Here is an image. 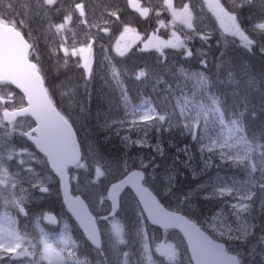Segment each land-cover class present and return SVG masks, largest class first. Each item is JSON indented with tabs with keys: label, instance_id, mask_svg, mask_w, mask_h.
Instances as JSON below:
<instances>
[{
	"label": "rangeland",
	"instance_id": "rangeland-1",
	"mask_svg": "<svg viewBox=\"0 0 264 264\" xmlns=\"http://www.w3.org/2000/svg\"><path fill=\"white\" fill-rule=\"evenodd\" d=\"M236 1L237 0H219L220 4L226 11H230V5L235 6V11L233 14L241 18L243 24L240 22L239 23L245 29H250L256 21L264 19V0H249L247 11L252 7L253 12L250 13L251 16L249 18L245 19H243L244 17L240 12L237 14L239 7ZM27 2L30 12L29 16L26 18L28 27H26L24 30L31 36V39H29L31 42L36 43L39 37H44L45 39H48V41L54 42L56 45H58L60 42H64L67 46H69V48H71L72 45H75L77 48H79L85 41L86 37L91 36L94 40L95 48L97 45V49L101 52L98 63L118 61L121 55H119L116 51L117 40L120 41L121 46H123L126 42L131 44L130 47L123 49L124 53L137 46L136 48L140 50L154 51L156 52L155 54H157L159 51H162L164 47L161 45L160 50H157L156 45L160 44V41L171 40L173 43H175L177 42L178 37L180 41L184 42V47L172 48L167 46L169 47V53H174V57H177L178 60H181L187 68L192 63L188 61L189 59H192V56L187 57L184 53L185 51H193V47L195 46L197 51H201V54L197 52V58L199 60H205V55L210 57L212 61H209L212 63V66H215L212 69V73L218 75L222 74L224 71V67L221 63L224 62L223 56H226L228 53L227 50L231 47L236 48L243 46L238 36H233L231 33L225 32L220 27V22L217 20L216 15H214L212 7H209V5L214 7L215 0H208V4H205L204 0H173V5L178 10L182 9L184 3H189L191 10L190 20L186 17L176 19L172 16L170 11L161 10L163 7V0H139V2L144 6L152 9V12L148 17L140 16V14L135 9L128 6L127 0H83L87 6L86 17L78 19L77 17L79 16V13H76L72 20H70L66 25L65 31L60 35H54V30L53 32H50L48 30V22L42 19L40 15H34V13L39 10V0H27ZM76 2H80V0H62L63 5L74 6ZM119 4L121 6L118 7ZM13 9H20V3L14 4ZM124 10L134 12L139 17V19H141L143 25L142 29H136L135 27L137 26L133 27L131 24H126V22H124L118 28L119 32L116 33L117 35H115L112 30H110L109 34H103L97 31L98 28L105 26V20H108L109 25L112 23L113 18L116 19L115 17L109 19V12L118 11L120 15L124 12ZM157 10H160L159 20L164 21L163 26H161L158 22L156 15ZM0 11H7V9L4 8L3 0H0ZM200 12L203 13V21L202 17H198ZM9 14L11 15V13ZM17 19H19V17H17ZM57 22H60V20H57ZM117 22L118 21L116 20V24ZM188 22L193 24L191 29L187 27ZM125 25H127L130 29H134L135 32H128L124 35V37H121V33L124 31ZM195 26L196 29L198 28L208 32L206 34L207 36L210 35L208 42L201 40L195 35ZM136 33H139V39H133ZM173 33H175V36H173ZM148 36H152V40L149 44V47L145 48V42H147ZM258 37L260 39L259 50L261 51V48L264 47V34L258 35ZM218 45L220 46L219 49H217ZM262 53H264V51H262ZM35 57L39 59L37 54H35ZM71 58L77 62L76 57ZM90 59L92 68V63L95 62L94 48L92 50ZM199 60L196 61L197 65L201 68H206V62L204 65H201ZM69 64L70 62L68 57L64 55V65L69 66ZM171 64L174 65V60L171 61ZM240 64L243 65L244 62L241 60ZM77 65H80L85 78L91 75V72H88L84 69L83 61H80L77 63ZM179 70L180 71H177V73L183 72V68L180 67ZM203 70L204 69H200L199 71L205 76ZM195 72L198 73L197 71ZM195 72L190 73L193 74L191 77L194 78L193 82L208 84L207 78L206 82L199 81ZM111 77L113 78V76ZM110 81H113V79ZM8 90L9 89L7 87H0V95H6ZM202 92L203 97H205L207 92ZM119 98L120 97H118L117 100ZM191 101L195 102L193 99H191ZM16 102L18 104L19 95L16 96ZM124 103L127 104V100H125ZM117 104H120V102L116 101V105ZM185 106L187 107L186 109H183V106L179 109L181 114L184 113L193 116V112L197 113V116H193L196 118L195 120H185L186 122L198 125V123H201V117L203 116V123L205 124L206 128L207 124L217 123L216 127H218V129L215 131V135H207L204 142L207 152H209V149L216 150L213 152V154H215L213 159L214 165L212 166L213 170H210V167H207V171L209 172H206L207 174H205V179L208 181L205 185V190H210L207 192L215 195V197H221L224 203H227V209L235 212L232 208V205L238 203V198L229 195L228 193H225L224 196H220L218 192L214 194V185L219 187L223 181L231 182L232 180H235L244 190H246L251 186L253 181H260L261 177L259 173L254 174V176L247 175L242 163L224 164L219 160V144L233 145L234 147L231 149V151L234 156L238 154L243 155V150L241 148L239 152L237 151L234 139L235 134L233 132L235 125L231 123V120L228 121L227 119L226 121L222 118L220 113L221 106H219V101L217 99H212V101H209L206 104L194 106L198 108V111H195L190 106H187V104H185ZM128 108L129 112H125L123 117H114V119L105 122V124L101 123V129L99 132H103L104 135H100V138L103 137V141H105L104 144H106V142L109 140H112V146H107L108 150L106 151L110 152V156L116 155L114 157L116 162L119 163V167L111 164L110 168H108V170L110 169V175L106 174V176L101 177L98 181H96L94 167L96 165V161L100 160H96L92 152L86 134V126H80V140L85 154L87 155L85 158V163H81L87 164L88 167L76 168L72 177H77L78 179H72V185L76 192L86 197L90 206L97 213L104 214L108 212L110 204L106 198V188H108L110 184L117 183L119 180L124 178V175H122L117 180H113L111 182L112 178L115 177V174L121 173L122 161L125 159L128 160L129 165H133L131 168L132 171L140 170L145 172L146 180L148 181L146 184L154 189L159 196L168 197V195L171 193V187L174 186V170L170 166L164 167L157 161L152 162L144 155L136 157V153L131 154V150L133 149L132 147L134 145L126 148L125 143L122 142V138L124 136H128L131 141H135L143 138L145 132H151L152 125L149 123L148 126L145 127V122L142 121L140 117L146 113L155 117V113L149 112L146 101H141L140 103L134 104L133 106L130 104ZM67 110L70 112L68 106ZM71 115L73 114L71 113ZM74 119L75 124L79 126L78 120L76 118ZM118 120H124L126 122L119 124L116 123ZM21 124L24 125L26 129L27 121H19L17 125L18 129ZM241 125H243L245 128L244 135L248 138L250 144L252 142H255L256 144H264L259 141V136L250 135L246 132L247 127L244 125V123ZM152 133L156 135V133ZM106 135H108L107 140V137H105ZM209 138H211V140H218L219 144L213 145ZM9 139L16 145L17 151H19L21 147H27L30 153H35V157L31 155L17 156L13 161H10L9 165H6V167H10L12 171L20 172L21 175H24L23 169L26 170L27 168L31 167L37 172L39 177L44 178L49 175L51 177L48 179L47 184L45 185L50 189L48 193H41L38 189L29 190V185L27 183L22 185V187L27 190L24 194L26 197V207H30L44 199H48V204H55L53 207L48 208L47 210L44 209V211H42L49 212L51 214L50 218L48 219L43 218L41 215L42 212L33 213L35 210H31L30 213L28 208V215L18 214L17 217V212L7 202V195L0 193V229H12L16 231L26 239V246L33 244L36 245L37 249L39 250L41 264H49L50 260L58 261L59 264H63L65 260L68 261V264H77V261L79 264H189L188 255L185 251V245L182 239L174 234L172 235L165 232H157L148 223L147 231L149 234L150 243L147 251L144 250L141 236L138 233L139 221L137 217L135 198L130 192H126L125 195H121L120 197V202L122 204L119 213L120 215L117 216L115 220L107 221L102 225L101 230L104 240V250L100 252L92 251L87 258H80L79 255L78 257H75L77 253L74 251L73 246L76 244L75 242H79V238L69 216L57 203V179L47 168L46 164L39 159L42 156L34 150L31 144L27 142L24 137L19 135V131L13 137H9ZM147 141L148 144L146 146L135 145L137 146L136 152H141L142 147L144 150H148L149 152H155L154 147H152L156 145L155 141L153 142L149 139H147ZM260 151L261 149L255 148L252 155L256 156L258 159H264V157H259ZM125 153H127V156L124 155ZM156 154L158 155L159 153ZM21 159L26 161L23 166L19 164ZM141 161H143L146 165L144 169L140 167ZM217 165H219L218 168L214 169ZM119 168L120 171H117ZM216 175L219 176V180L211 184L212 177H215ZM25 178L28 179L29 177L26 176ZM28 196H30L31 199H27ZM101 196L105 197L103 203L100 202ZM262 199H264V195L257 191L255 200L258 201L257 204L259 206H263L260 203ZM168 200L173 202L171 197H169ZM172 207L174 209V205H172ZM236 211H239V209ZM242 213L244 212H241L240 214ZM69 236L70 239L68 241ZM46 244L48 245L47 249L45 248ZM157 248H159V251H157ZM70 249L75 253L73 256L68 255ZM125 253H127V255H125ZM261 257L262 259L260 262L261 264H264V252ZM249 260L252 261L251 258H249Z\"/></svg>",
	"mask_w": 264,
	"mask_h": 264
},
{
	"label": "snow or ice",
	"instance_id": "snow-or-ice-1",
	"mask_svg": "<svg viewBox=\"0 0 264 264\" xmlns=\"http://www.w3.org/2000/svg\"><path fill=\"white\" fill-rule=\"evenodd\" d=\"M15 2L16 0H3L4 8L7 11H0V22H3L8 29L4 46L6 74L3 78H0V87H7L9 89L6 95H0V193L7 195L8 204L17 214L28 215L27 204L25 202L26 197L24 195L27 190L22 185L27 183L29 190L38 189L41 193H48L50 191L45 186L48 179L51 178L50 175L41 178L31 167L26 170L23 169L24 175H21L20 172L12 171L10 167H6L17 156L31 155L35 157V153H30L27 147H21L17 151L16 145L9 139V137H13L19 131L20 136L26 138L40 153H43V156L39 159L46 164L50 172H54L59 177L61 189L65 193V203H67L72 215L75 216L79 228L83 229L84 235L97 248L100 247L98 240L101 236V230L98 225L101 222L115 220L120 215L122 204L119 197L122 195L123 190L130 186L134 192L137 209L139 221L138 233L141 236L145 251H147L150 243L147 222L160 224L165 228L173 225L180 228L184 233L183 239L187 242L185 251L186 253H190L188 257L189 264H239L237 257L231 255V252L228 251L225 244L217 243L213 236L207 234V230L203 229L204 222H192L186 219L185 216L178 215V209L177 211H169L164 207L157 198V195H153V190L149 191L148 188L143 187V184L148 183L145 172L132 171L131 168L133 165H129L127 159L122 161L120 173L124 175V179L119 180L117 183H112L110 188H106L107 199L111 201V212L109 215L102 217L93 216L92 212L89 211V206L81 200L80 196L72 199L68 198L65 179H78L77 177H68L69 165H75L78 168H87L88 165L81 163L85 159V156L82 154L81 146L77 142L76 133L73 130L72 124L69 123V119L54 104L50 90L45 86L46 78L42 68L38 63V59L34 56V52H36L35 46L33 43H29L31 36L24 30L28 27L26 22V18L30 12L28 2L27 0H19L20 9H13V3ZM248 2L249 0H241L242 4ZM204 3L208 4V0H204ZM127 4L129 7L135 9L142 17H148L152 12V9L144 6L139 0H127ZM86 7L83 0L76 2L74 6L63 5L62 0H39V10L34 15H40L42 19L48 22V30L50 32L54 30V35H60L65 31L66 25L76 13H79L78 19L86 17ZM209 7H212L214 15H216L217 20L220 22V27L225 32L231 33L233 36H238L243 46L248 50H251L257 43L256 39L249 35V31L256 35L264 34V19L256 21L250 29H245L239 23L233 11H226L219 0H215L214 7L212 5H209ZM161 10L170 11L176 19L186 17L190 20L191 18L189 3H184L182 9L178 10L174 7L173 0H163ZM156 15L159 24L163 26L164 21L159 20L160 10H157ZM113 17L117 21L120 19L118 11L108 13L109 19ZM57 20H60V22H57ZM187 27L191 29L193 24L188 22ZM97 31L103 34H109L110 28L108 26V20H105V26L98 28ZM195 31L201 40L207 42L208 36L206 34L201 35L198 30ZM128 32H135V30L125 25L121 37H124ZM26 36H28V39H26ZM173 36H175V33H173ZM133 39H139V33H136ZM151 40L152 36H148L147 42H145V48L149 47ZM161 45L172 48H183L184 42L180 41L178 37L175 43L171 40L160 41V44L156 45L157 50H160ZM130 46L131 44L127 42L121 46L120 41L117 40L116 51L119 55L123 56V49ZM94 47V40L89 36L86 37L79 48L75 45L69 48L64 42H60L56 47V52H62L69 58L76 57L77 63L83 61L84 69L91 72L90 57ZM261 51H264V47L261 48ZM184 54L187 57L193 55L191 51H185ZM34 59L36 62H33ZM200 63L204 65L205 60L201 59ZM136 75L137 78H141L145 73L141 70ZM196 76L199 81L206 82V77L202 73L198 72ZM12 86L15 87L13 88ZM17 89L19 93H17ZM17 95H19L18 104L16 102ZM149 112L156 113L155 117L146 113L140 119L145 122V127L150 123L157 133H162L164 131L163 124L159 122L169 123L165 115L159 114L156 109H149ZM182 115L186 121L196 119L188 114L182 113ZM21 120L27 121L26 129L22 124L18 129V121ZM125 122L124 120L116 121L119 124ZM231 123L235 125L233 128L235 146L238 152L242 148L243 155L238 154L234 156L231 151L234 147L233 145L219 144L218 140H211L209 138L213 145L219 144V160L224 164L242 163L247 175L254 176V174L259 173L261 179L258 182L253 181L251 186L246 190L235 180L231 182L223 181L219 187L214 185L213 191L214 194L218 192L220 196L228 193L238 198V203L232 205V208L236 212L239 227L236 228L235 235L229 229L227 236L228 240H243L252 233L251 230L255 225L246 217H241L240 213L247 212L250 214L252 202L255 200L257 191L264 195V159H258L252 155L255 148H259L261 149L259 157H264V144H256L255 142L250 144L248 138L244 135V126L239 124V121H231ZM184 129L193 136L197 143L202 144L204 135L195 124L187 123L184 125ZM207 130L205 127V131ZM145 136H147V132H145ZM122 142L125 143L126 148L132 145L146 146L148 144L145 138L131 141L128 136H124ZM159 143V137H157V143L152 147H154L156 153L163 154ZM185 151L187 152L186 149ZM124 155L127 156V153ZM214 156L215 154L209 149V156L204 160L205 169L211 166ZM25 163L26 161L23 159L19 161V164L22 166ZM140 167L143 169L146 167L143 161H141ZM103 168L104 164L101 158V162H96L94 167L96 181L106 176L107 173L102 170ZM205 169H202V171ZM26 176L29 178L26 179ZM27 199H31V197L28 196ZM104 199L105 197L101 196L100 202L103 203ZM260 203L264 204V199ZM237 209L239 211H236ZM41 215L44 219H48L51 216L49 212H42ZM198 224L200 225L199 227L197 226ZM224 235L225 233L223 231L220 232L221 238ZM26 244V239L16 231L12 229H0V264H14V262L15 264H41L39 250L36 245L26 246ZM47 247L48 245L46 244L45 248L47 249ZM157 251H159V248H157ZM74 254V251L70 249L68 255L73 256ZM49 264H59V262L50 260ZM63 264H68V261L65 260ZM77 264H79L78 261Z\"/></svg>",
	"mask_w": 264,
	"mask_h": 264
},
{
	"label": "trees",
	"instance_id": "trees-1",
	"mask_svg": "<svg viewBox=\"0 0 264 264\" xmlns=\"http://www.w3.org/2000/svg\"><path fill=\"white\" fill-rule=\"evenodd\" d=\"M16 3H20L19 0H16L14 4ZM236 3L243 19L249 18L250 13L253 12L252 7L247 11L248 3L242 4L241 0H237ZM119 6L121 5L119 4ZM124 22L131 23L132 26L135 24L140 29L143 26L141 19L134 12L124 10L120 14L117 24L116 19L113 18L110 28L114 33H117L119 32L118 28ZM207 33L200 29L201 35ZM250 33L251 36H255V33L251 31ZM196 36L200 38V36ZM209 38L210 35H208ZM35 44L40 58V66L46 78V87L49 88L54 103L66 117L71 119L79 136L80 128L86 126V134L92 152L96 160H100L96 162H101L102 158L104 164L102 170L110 175V169L108 170L110 165L114 164L119 167V163L114 157L116 155L110 156V152L106 151L108 147L112 146V140L104 144L103 137L100 138V135H104L103 132H99L101 123L105 124L114 117H123L125 112H129L130 104L133 106L141 101H146L148 108L156 109L159 114L165 115L169 122H161L164 128L162 133H157L152 126L151 132L147 131V136L144 134L143 137L155 141V144L159 137V147L163 154L157 155L156 152H149L143 147L141 152H136L137 146L135 145L132 147L131 154L136 153V157L144 155L152 162L157 161L164 167L170 166L174 170V186L171 187L168 197H161L154 189L152 190L167 208L173 209L172 205H174L175 210L178 209L179 212L195 222H204L203 229L207 230V233L216 240L225 243L230 251L236 252L241 258V264H261V256L264 252V239H262L264 238V204L259 206L258 201L254 200L250 214L247 212L240 214L241 217H246L255 225L251 230L252 233L243 240H228L229 229L235 235V230L239 227L236 212L227 209V203H224L221 197H215L207 192L210 190H205V185L208 182L205 179V174L209 171L207 168L205 169L204 160L208 158L209 152H207L204 142L207 135H215V131L218 129L217 123H206L208 130L205 131L206 126L202 116L201 123L195 125L203 133L204 139L202 144L197 143L193 136L184 129V125L188 122L183 119L179 111L182 106L183 109L187 108L185 104L198 111V108L194 106L217 99L224 120H237L239 124L244 123L247 127L246 132L259 136V141L264 143V55L259 50L260 47L254 45L251 50L233 47L228 49L226 56H223L224 62L221 63L224 71L218 75L212 73L215 66H212L210 62L212 60L206 55V68L197 65L196 61L199 60L197 52L201 54V51H197L195 46L192 51V59L188 60L192 63L187 68L181 60L174 57V53H169L168 48L157 54L154 51L131 49L118 61L97 62L92 69L91 76L85 78L80 65H77V62L72 58L68 57L69 66L64 65V55L62 52H56L57 45L54 42L39 37ZM219 47L218 45L217 49ZM173 60L174 65L171 64ZM241 60L244 62L243 65L240 64ZM180 67L183 68V72L177 73L180 71ZM200 69H204L203 73L208 79V84L193 82L194 78H191L193 74L190 73L195 71L200 73ZM141 70L145 75L137 78L136 74ZM111 79L113 81H110ZM202 91L207 92L205 97H203ZM118 97L120 98L117 100ZM191 99L195 102H192ZM125 100H127V104L124 103ZM116 101L120 104L116 105ZM67 106L70 112H68ZM193 114V116H197L196 112ZM74 118L78 120L79 126L75 124ZM105 137L107 140L108 135ZM215 151L212 150V153ZM213 165L214 162L211 164L210 170ZM218 166L214 169H217ZM202 169L205 170L202 171ZM117 171H120V168ZM121 176L120 173L115 174L111 182ZM218 180L219 176L212 177L211 184ZM169 197L174 203L168 200ZM47 201L48 199H44L27 208L29 212L35 210L33 213H40L55 205L48 204ZM57 203L61 206L60 198H57ZM92 212L95 215H101L93 209ZM103 223L101 222V225ZM222 231L225 235L221 238L220 232ZM77 236L79 242L74 244L77 255L87 258L92 249L79 232H77Z\"/></svg>",
	"mask_w": 264,
	"mask_h": 264
},
{
	"label": "water",
	"instance_id": "water-1",
	"mask_svg": "<svg viewBox=\"0 0 264 264\" xmlns=\"http://www.w3.org/2000/svg\"><path fill=\"white\" fill-rule=\"evenodd\" d=\"M8 32V29L6 28V26H4V25H2L1 23H0V78H3L4 76H5V74H6V64H5V57H4V46H5V36H6V33ZM15 87V86H14ZM77 139V138H76ZM78 142V141H77ZM75 165H69V167H74ZM134 171H138V170H134ZM58 177V176H57ZM59 178V177H58ZM124 179V178H123ZM122 179V180H123ZM143 183V182H142ZM65 184H66V186H67V190H68V198L69 199H72V198H74V197H76V196H73L72 194H71V189H70V185H69V179L68 178H66L65 179ZM60 187H61V184H60ZM111 187V186H110ZM109 187V188H110ZM143 187H146V186H144L143 185ZM126 188H130L131 189V187L130 186H128V187H126ZM146 188H148V187H146ZM149 189V188H148ZM132 190V189H131ZM149 191H151L150 189H149ZM132 192H133V190H132ZM61 193H62V198H63V202H64V205H65V208H66V210L68 211V213L74 218V220L76 221V223L78 224V222H77V220H76V218H75V216H73L72 215V212L69 210V208H68V205H67V203H65V193H64V191L61 189ZM134 193V192H133ZM154 195V194H153ZM80 198H81V196H80ZM81 200H83L82 198H81ZM84 201V200H83ZM110 201V200H109ZM84 203H85V201H84ZM86 204V203H85ZM110 204H111V201H110ZM87 205V204H86ZM170 211V210H169ZM178 215H182V214H179V213H177ZM183 216V215H182ZM186 218V217H185ZM187 219V218H186ZM189 220V219H188ZM152 226H155V227H158V228H160V229H163V230H166V229H175V230H177V231H179L180 233H181V235L182 236H184V233L180 230V228H177V227H175V226H173V225H169L167 228H165L163 225H160V224H152L151 222H149ZM79 226V225H78ZM82 230V232H83V229H81ZM83 234H84V232H83ZM86 237V236H85ZM86 239L88 240V238L86 237ZM89 241V243L94 247V248H96V249H100L101 248V236L99 237V240H98V243L100 244V247L99 248H97L95 245H93L92 244V242L90 241V240H88ZM185 242H186V240H185ZM187 243V242H186ZM217 243H219V242H217ZM189 256H190V253H189ZM234 256V255H233ZM237 260H238V258H237ZM238 262H239V260H238Z\"/></svg>",
	"mask_w": 264,
	"mask_h": 264
}]
</instances>
